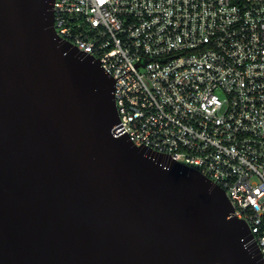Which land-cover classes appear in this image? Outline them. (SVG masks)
I'll list each match as a JSON object with an SVG mask.
<instances>
[{
	"label": "water",
	"instance_id": "95a60500",
	"mask_svg": "<svg viewBox=\"0 0 264 264\" xmlns=\"http://www.w3.org/2000/svg\"><path fill=\"white\" fill-rule=\"evenodd\" d=\"M54 0H0V264H264L226 193L136 147Z\"/></svg>",
	"mask_w": 264,
	"mask_h": 264
},
{
	"label": "built area",
	"instance_id": "2783aa9c",
	"mask_svg": "<svg viewBox=\"0 0 264 264\" xmlns=\"http://www.w3.org/2000/svg\"><path fill=\"white\" fill-rule=\"evenodd\" d=\"M53 28L115 80L132 143L222 188L264 258V0H54Z\"/></svg>",
	"mask_w": 264,
	"mask_h": 264
}]
</instances>
